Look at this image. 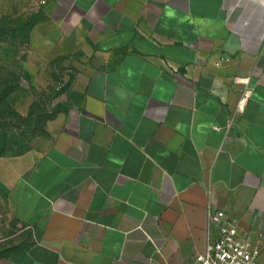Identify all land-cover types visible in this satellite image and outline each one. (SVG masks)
Wrapping results in <instances>:
<instances>
[{"label": "crops", "instance_id": "0c3cea01", "mask_svg": "<svg viewBox=\"0 0 264 264\" xmlns=\"http://www.w3.org/2000/svg\"><path fill=\"white\" fill-rule=\"evenodd\" d=\"M45 7L87 61L39 146L0 158L30 233L0 264H199L210 209L254 235L264 263V0Z\"/></svg>", "mask_w": 264, "mask_h": 264}, {"label": "rangeland", "instance_id": "374dc122", "mask_svg": "<svg viewBox=\"0 0 264 264\" xmlns=\"http://www.w3.org/2000/svg\"><path fill=\"white\" fill-rule=\"evenodd\" d=\"M46 1L0 0V158L39 146L57 90L87 61L71 28L50 16ZM29 240L0 181V253Z\"/></svg>", "mask_w": 264, "mask_h": 264}, {"label": "built area", "instance_id": "2783aa9c", "mask_svg": "<svg viewBox=\"0 0 264 264\" xmlns=\"http://www.w3.org/2000/svg\"><path fill=\"white\" fill-rule=\"evenodd\" d=\"M229 60V57L222 56L218 63ZM235 82L244 86L236 107V113H242L250 94L249 78L238 77ZM209 226L214 228L215 234L210 233L205 251L197 255L199 264H264L260 241L252 234H243L237 220L224 210H209Z\"/></svg>", "mask_w": 264, "mask_h": 264}, {"label": "trees", "instance_id": "16d2710c", "mask_svg": "<svg viewBox=\"0 0 264 264\" xmlns=\"http://www.w3.org/2000/svg\"><path fill=\"white\" fill-rule=\"evenodd\" d=\"M54 114H55V113H53V114H52L50 117H52ZM50 117H49V118H50ZM49 118H48V119H49ZM27 151H29V149H28V150H26V151H24V152H20V153H19V154H17V155H22V154L26 153ZM0 156H2V154H0Z\"/></svg>", "mask_w": 264, "mask_h": 264}]
</instances>
